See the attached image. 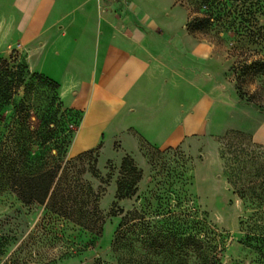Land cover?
I'll return each instance as SVG.
<instances>
[{
    "label": "rangeland",
    "instance_id": "obj_1",
    "mask_svg": "<svg viewBox=\"0 0 264 264\" xmlns=\"http://www.w3.org/2000/svg\"><path fill=\"white\" fill-rule=\"evenodd\" d=\"M203 1L172 0V6L183 13L187 34L199 43L207 40L215 44L212 50L214 62L209 67L200 64L199 73L202 79L203 71L206 68L210 70L211 80L202 83V90L216 100L217 111L206 117L201 131L185 137L176 148L158 149L136 137L138 147L127 145L124 150L120 140L105 136L97 141L98 145L88 149L92 153L74 162L69 183L92 188L93 194L87 200L88 205L97 200L101 215L100 233L91 230L89 223V229H86L58 215L48 205L26 206L6 186H2L0 264H176L179 255L172 250L175 248L173 244L179 236L192 233L190 223L193 209L204 220V231L216 235V243L221 248L220 252H216L220 264L258 263L260 256L255 244L251 245L245 239L251 211L243 200L233 195L225 179L218 140L227 131L236 130L246 134L248 128L256 125L255 117L259 111L254 105L246 103L248 98L264 109V74H242V67L248 62L264 58V39L249 36V31L261 29L264 33V0H254L258 1V6L251 8L253 15H247L244 21L232 14L228 22L234 20V23L230 26L228 22L225 24L224 16L229 11H250V0H217L214 10ZM10 4L11 1L5 3L7 6ZM11 13L10 17L0 14V23L5 29H11L6 40L0 39V57L6 61L3 66L9 69L23 66L28 71L38 73L36 57L28 55L23 59L16 52L19 34L14 26L20 15ZM211 13V26L198 32H188L190 20ZM2 36L3 31L0 30ZM237 87L244 93L242 101L239 100ZM56 93L61 99L60 87ZM61 101L63 107L69 109L63 99ZM9 114L5 111L1 116L8 117ZM261 116H264V112ZM82 119L83 113L74 109L66 121L65 128L71 136L66 159L82 153L71 152ZM30 124L31 129L37 130L34 116ZM246 135L250 136L249 133ZM39 151V146L34 145L32 157H37ZM125 156H129L141 171V179L133 197L117 201L116 184ZM40 164L41 161L36 160L30 170L33 171ZM237 198L242 201L239 207L236 206ZM119 209L123 212L120 216H111L110 213ZM134 210L140 214L142 234L147 241L141 247L140 262L137 257L130 259L129 254L123 257L127 263H124V259L118 262L112 252V241L122 216ZM217 213L223 217L222 222L215 221ZM86 220L94 221L88 211ZM173 235H176L174 242ZM155 236L158 237L157 242L165 244L162 253L157 248V255H153L148 241ZM184 253L187 263L194 264L195 258L190 251L187 249Z\"/></svg>",
    "mask_w": 264,
    "mask_h": 264
},
{
    "label": "crops",
    "instance_id": "obj_2",
    "mask_svg": "<svg viewBox=\"0 0 264 264\" xmlns=\"http://www.w3.org/2000/svg\"><path fill=\"white\" fill-rule=\"evenodd\" d=\"M11 12L20 15L14 26L20 57H36V71L60 90L74 83L63 99L83 113L72 154L105 136L124 150L138 147L136 137L158 149L176 148L217 111L202 90L210 70L202 79L199 73L213 54L187 34L172 0H0V14ZM261 115L246 134L264 147Z\"/></svg>",
    "mask_w": 264,
    "mask_h": 264
},
{
    "label": "trees",
    "instance_id": "obj_3",
    "mask_svg": "<svg viewBox=\"0 0 264 264\" xmlns=\"http://www.w3.org/2000/svg\"><path fill=\"white\" fill-rule=\"evenodd\" d=\"M250 1V11H236L238 15L229 11L224 16L225 24L232 14L240 17V20L243 19L242 21L247 15H253L251 8L258 6V1ZM203 3L214 10L217 0H204ZM211 18L212 13L193 18L187 24L188 32L194 33L208 28L213 22ZM232 23L234 20L228 22L229 26ZM249 34L250 38L264 39L261 29L257 32L249 31ZM4 64L6 61L0 57V188L6 186L26 206L48 205L58 215L86 229H89L90 224L91 230L100 233L101 215L97 200L94 199V203L90 205L89 199L87 200L93 194L92 188L69 183V174L75 167L74 162L92 153V150H88L71 159L65 157L66 150L71 145V136L65 125L74 109L63 107L56 93L60 87L57 82L42 73L28 71L26 67L9 69ZM248 73L258 76L264 74V58L250 61L242 67V74ZM237 90L239 100L242 101L244 93L239 91V87ZM246 103L257 107L261 114L264 112L251 98ZM5 111L10 112V116H1ZM32 116L37 121V130L31 129ZM218 143L225 179L233 195L243 200L251 211L245 239L251 245L255 244L259 253L256 264H264V147L255 143L252 136L236 130L219 136ZM34 145L39 146L37 157L31 155ZM36 160L41 161V164L32 171L31 165ZM120 170V178L116 184L117 201L133 197L141 179V171L129 156L123 158ZM87 211L94 217L93 222L86 220ZM193 211V220L190 223L192 233L181 235L177 239L176 235L172 237L173 242L175 239L177 242H174L175 248L172 250H176L179 255L176 264H188L184 253L187 249L195 258L194 264H220L216 252H220L221 248L216 243L215 233L204 231V220L198 217L195 209ZM122 213L119 209L110 214L120 216ZM139 215L134 210L125 213L121 218L112 241V252L118 262L124 259V263H127L123 258L127 254L130 259L137 257L140 262V250L147 240L142 234ZM157 238L155 236L148 239L153 255L158 254L157 248L162 253L165 245L157 242Z\"/></svg>",
    "mask_w": 264,
    "mask_h": 264
},
{
    "label": "clouds",
    "instance_id": "obj_4",
    "mask_svg": "<svg viewBox=\"0 0 264 264\" xmlns=\"http://www.w3.org/2000/svg\"><path fill=\"white\" fill-rule=\"evenodd\" d=\"M0 30L3 31V36L0 37V39H7L8 35L10 34V27L5 29L3 24L0 23ZM198 47H200L201 49H207L208 53L210 54L212 52V50L215 48V44L214 43H210L207 40L201 41V43L198 45ZM204 59H207V56L203 57ZM74 88V83H70L67 82L65 85H62L61 90H60V97L61 99H64L66 97H68ZM242 204V201L237 198L236 200V206L239 207ZM223 217L217 213L215 214V221L216 222H222Z\"/></svg>",
    "mask_w": 264,
    "mask_h": 264
}]
</instances>
